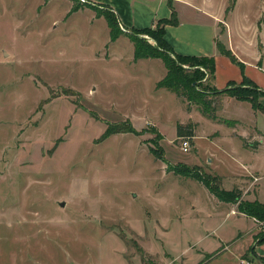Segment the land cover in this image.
<instances>
[{
    "label": "rangeland",
    "instance_id": "374dc122",
    "mask_svg": "<svg viewBox=\"0 0 264 264\" xmlns=\"http://www.w3.org/2000/svg\"><path fill=\"white\" fill-rule=\"evenodd\" d=\"M215 1L223 18L235 9L232 23L262 55L264 0ZM92 13L106 19L83 0H0V264H190L192 246L232 238L236 224L166 162L208 167L206 153L229 172L228 128L157 86L161 57L129 64L133 29L118 23L110 40L107 19ZM232 108L226 114L240 115ZM186 113L198 122L197 146L189 138L184 152L176 127L192 122ZM110 122L134 132L104 136ZM256 223L259 235L264 220Z\"/></svg>",
    "mask_w": 264,
    "mask_h": 264
},
{
    "label": "crops",
    "instance_id": "0c3cea01",
    "mask_svg": "<svg viewBox=\"0 0 264 264\" xmlns=\"http://www.w3.org/2000/svg\"><path fill=\"white\" fill-rule=\"evenodd\" d=\"M86 2L92 3L98 8L107 7L113 10L117 15L119 24L126 29L153 26L157 19L170 17L173 8L176 10L177 24L168 23L164 33V39L170 43L174 52L183 55L214 56L215 58L216 70L211 80L213 89L209 97L214 99L217 117L211 118L200 112L195 103L196 112L194 114L205 116L207 120L213 122H221L228 128L224 135L225 148L223 149L229 159V172L224 173L219 169L217 171L214 168L215 159L206 153L202 156H205L210 166L204 167L201 163L195 165L201 171L217 176L220 187L223 189H238L242 200L256 199L264 203V111L262 108L253 106L250 100H242L225 92L214 93L215 89L221 90L228 87L232 82L241 83L245 75L264 89V53L258 56L259 52L257 53L254 46L249 44L250 39L246 37L245 29L238 28L232 23L231 17L235 9L229 13L227 19L223 18L225 17L224 5L216 4V6L213 4V0H87ZM214 2L216 1L214 0ZM178 4L181 5L182 9L178 8ZM92 16L106 22L103 16L97 17L95 13H92ZM222 23L227 26L223 32L220 31ZM218 42L224 44L228 50L230 49L238 61L220 52ZM249 54L253 55L250 56ZM132 55H130L132 58H130L129 64H138L139 61L148 62L149 59L158 58L139 57L136 59L134 52ZM120 59H126V57L120 56ZM166 72L167 70L164 75ZM260 103L264 105V96L263 99L261 97ZM231 107L234 108H232L234 112H240V115L226 114L225 111ZM185 108L187 111L186 105H184V110ZM245 112L247 113L246 118L249 120L241 117V113L245 114ZM188 113H186V119L192 118L195 133L192 140L197 146L195 141L198 122ZM226 119L231 120V123ZM216 134L217 132L213 135ZM197 154H199L198 151L195 152V155ZM188 178L194 179L197 184L205 187L215 204L227 209V214L233 215L236 224L232 238L214 236L216 238H211L208 242L211 246L205 245V247L200 248L192 246V250L196 253H194V260L190 264L226 263L230 261L227 259L230 255H234V264H240L241 258L248 260L251 264H264V241L258 242L256 240L258 236L256 218L238 210L236 208L237 202L232 203L220 199L197 179L187 175L184 176V181L189 182L190 179ZM212 233L217 232L212 230ZM207 235L210 233L208 232ZM230 250L232 251L230 252ZM217 260H219L218 263ZM176 262V258L173 261H167L161 257V264H175Z\"/></svg>",
    "mask_w": 264,
    "mask_h": 264
},
{
    "label": "trees",
    "instance_id": "16d2710c",
    "mask_svg": "<svg viewBox=\"0 0 264 264\" xmlns=\"http://www.w3.org/2000/svg\"><path fill=\"white\" fill-rule=\"evenodd\" d=\"M106 11V19L108 25H110V38L114 40L119 35L118 28V18L115 12L109 8L102 7ZM177 12L173 8V13L170 17L160 18L156 21V28L145 27L137 28L132 31V40L134 41V55L135 58L139 57H161L167 72L165 76L156 82L158 87H166L169 90L176 92L177 95L188 100V108L190 104L195 103L198 105L200 112L205 115L216 118L217 113H215L216 107L213 102V98L206 95L208 89H206L210 84L206 81L207 79H213L215 75V58L214 56L207 55H191V54H179L175 53L172 46L166 39H164L165 27L168 23L177 24ZM150 33L157 39V45L153 42L152 44L147 42L145 37L140 36V33ZM218 48L220 52L230 56L233 60L236 59L235 54L225 47L224 44L218 42ZM242 67V65L240 64ZM243 68V67H242ZM205 78V80H204ZM200 84L206 88L200 87ZM244 86V87H243ZM213 89V86H211ZM69 90V89H68ZM211 90V89H209ZM208 90V91H209ZM228 93L229 95H234L235 97L242 100H250L256 108H262L264 111V105L260 103L259 96H264V89L260 88L256 82L249 79L246 75L243 77L241 83L232 82L228 87L221 90L215 89L214 93ZM226 121L231 123V120L226 119ZM177 135L181 137L188 136L193 139L194 124L192 122L186 123L183 126L180 123L177 124ZM133 131L134 128L130 126H120L117 122L107 123V127L104 130V136H110L112 133ZM154 152V151H153ZM155 153V152H154ZM157 154V153H155ZM156 156L160 157L159 154ZM167 163V170H173L174 172L184 175L191 176L202 184H204L211 192L219 197L220 199L227 202H237L239 210L246 215L253 216L260 220H264V203L259 200H242L241 193L238 189L226 190L220 187L218 177L212 174H208L201 171L196 165H181V167H170ZM258 242L264 241V231L257 236Z\"/></svg>",
    "mask_w": 264,
    "mask_h": 264
},
{
    "label": "built area",
    "instance_id": "2783aa9c",
    "mask_svg": "<svg viewBox=\"0 0 264 264\" xmlns=\"http://www.w3.org/2000/svg\"><path fill=\"white\" fill-rule=\"evenodd\" d=\"M83 1H87V0H83ZM181 144H182V150L184 152H187L189 150V147H190L189 137L188 136L181 137ZM239 262H240V264H251L248 260H246L244 258H241Z\"/></svg>",
    "mask_w": 264,
    "mask_h": 264
},
{
    "label": "water",
    "instance_id": "95a60500",
    "mask_svg": "<svg viewBox=\"0 0 264 264\" xmlns=\"http://www.w3.org/2000/svg\"><path fill=\"white\" fill-rule=\"evenodd\" d=\"M61 205H64L65 203L63 202V201H61V203H60Z\"/></svg>",
    "mask_w": 264,
    "mask_h": 264
}]
</instances>
